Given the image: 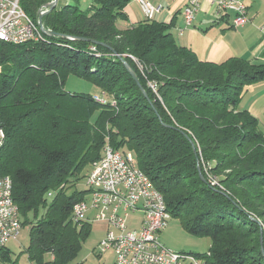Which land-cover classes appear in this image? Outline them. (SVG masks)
<instances>
[{"label":"trees","instance_id":"16d2710c","mask_svg":"<svg viewBox=\"0 0 264 264\" xmlns=\"http://www.w3.org/2000/svg\"><path fill=\"white\" fill-rule=\"evenodd\" d=\"M52 1L20 5L37 22ZM128 3L93 0L84 10L81 0H71L43 18L59 37L41 32L38 41L0 42V128L6 132L0 174L12 179L22 226L31 224L30 262L77 258L91 224H74L72 211L91 191L69 193L72 179L81 180L109 144L134 155L163 196L167 217L211 238L209 253L194 254L205 264H264V133L240 108L246 88L264 81V65L202 61L177 42L171 25L155 20L124 27ZM72 74L112 101L67 92ZM68 108L73 112L65 113ZM80 111L85 119H76ZM210 175L221 189L210 185ZM0 264H16L7 248Z\"/></svg>","mask_w":264,"mask_h":264},{"label":"built area","instance_id":"2783aa9c","mask_svg":"<svg viewBox=\"0 0 264 264\" xmlns=\"http://www.w3.org/2000/svg\"><path fill=\"white\" fill-rule=\"evenodd\" d=\"M21 0H0L1 37L28 39L34 37L27 26L28 16L20 5ZM146 20H154L163 10L162 5H153L149 0H138ZM202 0H189L183 16L186 27L194 25ZM219 12L233 11L234 25L248 23L246 4L231 0H212ZM47 9L42 7L39 14ZM183 32L180 31L179 34ZM153 90L155 87L151 85ZM106 100L103 95L94 96ZM6 132L0 128L1 140ZM87 187L95 188V195L78 202L72 211V220L77 226L95 221L105 222L109 228L100 242L99 254L113 252L115 264H204L203 259H191L190 253L167 249L160 240V233L168 226L165 200L148 182L146 175L136 164L134 155L114 150L107 144L97 162L92 164L86 177ZM210 185L220 189L218 178L210 175ZM49 198L53 193L48 194ZM141 214L139 227L129 229V219ZM22 218L13 198V182L9 176L0 174V253L11 239L18 238Z\"/></svg>","mask_w":264,"mask_h":264},{"label":"crops","instance_id":"0c3cea01","mask_svg":"<svg viewBox=\"0 0 264 264\" xmlns=\"http://www.w3.org/2000/svg\"><path fill=\"white\" fill-rule=\"evenodd\" d=\"M82 1L89 7L93 3V0H81V4ZM149 1L164 8L154 20L171 25V32L177 42L191 49L200 60L221 63L230 58H241L264 65V0H231L243 2L248 8L249 21L240 27L234 25L233 11L220 13L212 0H202L191 27L185 26L183 16L189 0ZM70 3L71 0H64L61 6ZM126 13L129 21L122 24L124 27L146 20L138 0H129ZM180 31L183 33L179 34ZM240 108L248 110L258 120L259 128L264 133V81L246 88ZM93 223L97 224L105 237L109 226L105 222L95 221L90 223L91 232Z\"/></svg>","mask_w":264,"mask_h":264},{"label":"rangeland","instance_id":"374dc122","mask_svg":"<svg viewBox=\"0 0 264 264\" xmlns=\"http://www.w3.org/2000/svg\"><path fill=\"white\" fill-rule=\"evenodd\" d=\"M63 1L64 0H59V5H62ZM83 2L84 1H82L81 7L84 10H87L89 6ZM65 89L70 93L85 94L90 96L102 95V91L94 86L90 81L74 74L69 75L66 79ZM105 97L109 102L112 101L110 96ZM66 112L71 113L73 110L68 108L66 109L65 113ZM83 117L85 119V115L82 111L76 115V119H83ZM103 150L101 152V156L103 154ZM91 167L92 166L84 170V172L81 174V180H77V178L72 179V183H75L76 187L71 188L69 193H74L76 189L80 191L89 189L87 187L86 177L90 172ZM214 178L217 177L214 176ZM140 218V214H134L131 216L129 219L130 230H135L138 228L139 225L137 224ZM168 218H170L168 226L160 233V240L167 249H170L174 252L195 254L209 253V249L212 245V240L210 237L194 236L185 229L180 218H172L171 216H168ZM30 229L31 224L22 226L18 238L11 239L7 244V249L10 251L11 259L16 264H34L30 262L27 254V248L30 243ZM103 238L104 233L98 229L96 223H93L92 232L89 238L84 242L81 252L77 258L69 264H115L116 257L113 252L110 251L103 255L99 254L98 246Z\"/></svg>","mask_w":264,"mask_h":264},{"label":"water","instance_id":"95a60500","mask_svg":"<svg viewBox=\"0 0 264 264\" xmlns=\"http://www.w3.org/2000/svg\"><path fill=\"white\" fill-rule=\"evenodd\" d=\"M58 3H59V0H53L51 3H49V4H47L45 6V8L47 9V11L45 13H42V14L39 15V20H38L39 27H40L41 32L45 36H48V37H59V34H57L56 32H54L52 30L46 29L44 27V24H43V18H44V16L46 14H48L49 12L53 11L58 6ZM70 39L71 40L88 41L87 39H82V38H70ZM92 43L95 44V45H103V46H106L105 44H101V43L95 42V41H93ZM121 60L123 61L124 66L126 67L127 71L130 73V75L132 76V78L135 80V82L137 83V85L140 87V89L144 93L145 97L148 98V95H147L146 91H144L143 87L140 84V81H139V78H138L136 72L133 70V68L126 61H124L122 58H121ZM193 147L195 149V145L194 144H193ZM198 171L200 173L201 179L204 182H206V179L204 178V176L202 174V170H201V166L200 165H198ZM261 245L263 246V238L262 237H261Z\"/></svg>","mask_w":264,"mask_h":264},{"label":"bare ground","instance_id":"6f19581e","mask_svg":"<svg viewBox=\"0 0 264 264\" xmlns=\"http://www.w3.org/2000/svg\"><path fill=\"white\" fill-rule=\"evenodd\" d=\"M25 26H27L28 30H30L31 33L33 34V37H34L33 40L38 41L40 39V36H41V30H40L38 21L35 22L30 17L26 16L25 17ZM1 42L10 43V44H14V45H20V44L27 43L28 39H15L13 37H1ZM95 100L97 102H100V103H105V100H102V99L97 98V97H95ZM5 141H6V137H5L4 140H1L0 150L4 146ZM146 182H148V184L153 188L152 183H151L150 179L147 176H146ZM88 188L91 191L89 196L95 195V188H92V187H88ZM158 194L161 196V194L159 192H158ZM165 208H166V205H165ZM190 258L191 259H199L194 254H190ZM203 263L205 264L204 261H203Z\"/></svg>","mask_w":264,"mask_h":264}]
</instances>
